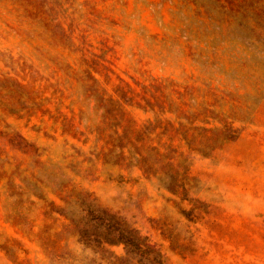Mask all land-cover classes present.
<instances>
[{"label": "rangeland", "instance_id": "374dc122", "mask_svg": "<svg viewBox=\"0 0 264 264\" xmlns=\"http://www.w3.org/2000/svg\"><path fill=\"white\" fill-rule=\"evenodd\" d=\"M66 196L166 264H264V0H0V264L81 254Z\"/></svg>", "mask_w": 264, "mask_h": 264}, {"label": "trees", "instance_id": "16d2710c", "mask_svg": "<svg viewBox=\"0 0 264 264\" xmlns=\"http://www.w3.org/2000/svg\"><path fill=\"white\" fill-rule=\"evenodd\" d=\"M19 189L21 194L27 191L36 197H43L36 184L19 186ZM62 200L63 206L50 202V210H46L45 214L59 213L65 218L63 235L65 239L73 238L82 252L74 253L69 248L68 241L65 246H60L57 236L55 239L48 238L42 242L40 238V245L52 264H104V261L110 258H115V264H166V255L161 246L143 235L138 228L130 225L117 213L94 203L88 196L79 199L78 210L70 208L74 202L71 196H66ZM23 208L24 206L21 209ZM19 217L18 223L24 225L22 212ZM25 230L22 228V231ZM117 244L124 246V255L117 256L110 250L111 246ZM1 247L13 261L27 263L26 259L20 260L15 256L13 246L4 243Z\"/></svg>", "mask_w": 264, "mask_h": 264}]
</instances>
